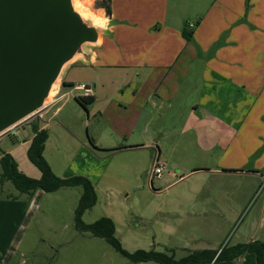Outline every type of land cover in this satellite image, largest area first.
I'll return each instance as SVG.
<instances>
[{"label":"rangeland","instance_id":"obj_1","mask_svg":"<svg viewBox=\"0 0 264 264\" xmlns=\"http://www.w3.org/2000/svg\"><path fill=\"white\" fill-rule=\"evenodd\" d=\"M96 1L76 0V4L83 10L103 15L96 7ZM132 72V69L78 64L68 70L65 80L73 85H90L93 90L94 81H105L107 90L119 76ZM70 90L74 87L65 88L63 92ZM80 96H85L84 91L75 87L68 100L57 101L44 118L43 125L49 133L44 156L57 176H84L95 186L97 204L85 213V223L108 217L114 221L116 237L124 249L129 252L173 250L177 259L209 243L214 249L247 243L253 232L250 227L247 231L246 228L255 224L264 226V211L261 212L264 180L258 183L255 178L260 173L246 174L248 170H261L264 174L261 161L264 138L256 146L250 140L246 144L245 173L242 175L229 173L219 177L198 170L200 167L194 162L196 152L193 157L180 151L178 156H182V161L161 160L165 163L163 180L151 179L154 158L159 152L157 148L145 146L147 140L139 129L133 130L136 119L131 112L120 110L119 104L108 98H98L85 109L76 101ZM59 107H62L60 112L52 117ZM43 111L33 114L15 128L31 126ZM151 117L140 121L143 124L150 121L151 132L165 122L183 126L186 121L184 110L174 118ZM160 133H163L165 147L176 138L164 130ZM32 134L27 128L19 131L13 139L9 131L0 135V157L4 151L12 150L19 169L38 179L40 171L27 156L28 145H23ZM256 140L259 142L258 138ZM210 167L214 169L215 166ZM224 167L220 169H228ZM242 182L254 184V191L241 208L235 198L241 196L238 188ZM221 186L229 188L230 193L221 192ZM82 191L81 187H64L53 193L37 190L31 196L21 194L9 181H0V207L7 210L21 208L28 212L25 223L29 224V236L12 264H135L104 239L77 230L75 210ZM257 235L262 241V232ZM247 256L246 264H256L253 254L247 253Z\"/></svg>","mask_w":264,"mask_h":264},{"label":"crops","instance_id":"obj_2","mask_svg":"<svg viewBox=\"0 0 264 264\" xmlns=\"http://www.w3.org/2000/svg\"><path fill=\"white\" fill-rule=\"evenodd\" d=\"M100 11L103 15H95L114 23L111 34L103 36L100 47L95 49L94 62H76L67 69L55 100L34 123L46 129L44 118L54 104L68 100L79 85L63 92L70 87L65 85L69 84L65 77L71 67L82 64L132 69L107 90L105 81H94V90L87 85L95 102L108 98L119 104L120 110L131 112L136 119L133 130L139 129L144 135L145 146L157 148L160 162L165 159L176 163L182 161L178 152H196L192 156L198 170L219 177L245 173L246 144L250 140L256 146L264 138V0H112L111 17L104 9ZM184 29L192 30L193 41L184 38ZM61 109L57 108L52 117ZM183 110V126L165 122L151 132L150 121L140 123L155 115L174 118ZM32 125L9 131L12 139L19 131L32 130ZM161 130L176 136L167 147ZM33 137L34 132L23 145L29 148ZM261 161L264 164V156ZM222 166L228 169H220ZM251 173H260L255 177L258 183L264 180L261 170L246 172ZM252 186L242 182L238 188L241 196L235 200L239 207H244L247 197L253 194ZM220 190L230 193L227 187L221 186ZM261 209L264 211V196ZM27 215L21 208L0 207V264H12L29 236ZM249 227L253 235L248 242L258 240L260 232L264 241L263 225H250L246 231ZM205 248L214 249L210 243L199 249ZM247 257L244 254L230 264H246ZM223 263L226 262L217 264Z\"/></svg>","mask_w":264,"mask_h":264},{"label":"water","instance_id":"obj_3","mask_svg":"<svg viewBox=\"0 0 264 264\" xmlns=\"http://www.w3.org/2000/svg\"><path fill=\"white\" fill-rule=\"evenodd\" d=\"M113 25L76 0H0V135L50 105L67 69L94 62Z\"/></svg>","mask_w":264,"mask_h":264},{"label":"trees","instance_id":"obj_4","mask_svg":"<svg viewBox=\"0 0 264 264\" xmlns=\"http://www.w3.org/2000/svg\"><path fill=\"white\" fill-rule=\"evenodd\" d=\"M96 7L104 9L106 15L112 16V0H98ZM183 36L187 41H193L192 30L184 29ZM74 87L73 84H65ZM76 101L85 109L95 103L93 96H80ZM34 137L31 140L27 150V156L30 162L41 172V177L36 179L23 173L9 153H4L0 158L2 173L0 181L11 182L21 194L33 195L37 190L46 193H53L64 187H81L77 208L75 210V225L81 233H89L94 237L104 239L114 250L133 263L155 262L157 264H217L220 262H234L244 254L255 255L256 264H264V241L254 240L247 243H239L233 246L225 245L219 249H198L190 252L186 256L177 259L173 250L158 252L155 250L139 249L129 252L124 249L121 241L116 237V225L108 217H102L94 223L87 224L83 217L86 212L92 210L97 204L98 196L93 183L84 176H74L70 178H61L57 176L47 160L44 152L46 143L49 139L48 130L40 128L38 123L32 125Z\"/></svg>","mask_w":264,"mask_h":264},{"label":"built area","instance_id":"obj_5","mask_svg":"<svg viewBox=\"0 0 264 264\" xmlns=\"http://www.w3.org/2000/svg\"><path fill=\"white\" fill-rule=\"evenodd\" d=\"M76 89L84 91L85 96H91L93 93L92 89L87 85L76 86ZM164 172H165L164 165L160 162L158 155H157L154 158L153 167L150 172V178L151 179H155V178L161 179Z\"/></svg>","mask_w":264,"mask_h":264},{"label":"bare ground","instance_id":"obj_6","mask_svg":"<svg viewBox=\"0 0 264 264\" xmlns=\"http://www.w3.org/2000/svg\"><path fill=\"white\" fill-rule=\"evenodd\" d=\"M98 18H100L99 16H97ZM101 19V18H100Z\"/></svg>","mask_w":264,"mask_h":264}]
</instances>
